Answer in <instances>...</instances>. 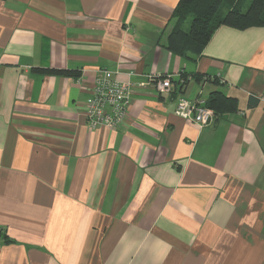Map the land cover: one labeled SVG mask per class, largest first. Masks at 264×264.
<instances>
[{"label": "crops", "instance_id": "1", "mask_svg": "<svg viewBox=\"0 0 264 264\" xmlns=\"http://www.w3.org/2000/svg\"><path fill=\"white\" fill-rule=\"evenodd\" d=\"M177 1L0 0V264H264V25L192 61L160 41ZM101 68L132 84L117 129L86 123ZM214 90L237 109L173 113Z\"/></svg>", "mask_w": 264, "mask_h": 264}, {"label": "trees", "instance_id": "2", "mask_svg": "<svg viewBox=\"0 0 264 264\" xmlns=\"http://www.w3.org/2000/svg\"><path fill=\"white\" fill-rule=\"evenodd\" d=\"M223 24L239 29L264 25V0H251L246 6L242 0H178L167 24L169 28L160 41L170 52L193 61L200 56L216 28ZM40 71L76 76L64 69ZM205 105L216 116L235 111L237 100L221 90H214Z\"/></svg>", "mask_w": 264, "mask_h": 264}, {"label": "built area", "instance_id": "3", "mask_svg": "<svg viewBox=\"0 0 264 264\" xmlns=\"http://www.w3.org/2000/svg\"><path fill=\"white\" fill-rule=\"evenodd\" d=\"M150 77V76H149ZM208 77H205V79ZM221 83H226L220 74L216 77ZM190 76L183 78L180 75V83L184 84ZM157 93L161 96L167 94L172 88L170 76H156L153 78ZM144 81L137 82L143 86ZM131 82H121L113 77L112 71L101 68L95 73L91 97L87 102L85 117L88 127H105L109 129L119 128L126 119L131 99ZM264 106V94L260 96ZM173 113L189 122L203 127L210 124L215 115L211 108L205 105V100L200 97L194 100L179 98L176 100Z\"/></svg>", "mask_w": 264, "mask_h": 264}, {"label": "rangeland", "instance_id": "4", "mask_svg": "<svg viewBox=\"0 0 264 264\" xmlns=\"http://www.w3.org/2000/svg\"><path fill=\"white\" fill-rule=\"evenodd\" d=\"M250 1L251 0H242V4H245V6H246V4H248Z\"/></svg>", "mask_w": 264, "mask_h": 264}]
</instances>
